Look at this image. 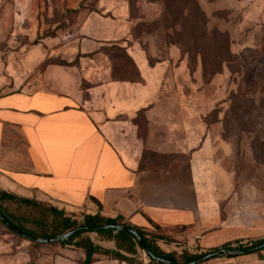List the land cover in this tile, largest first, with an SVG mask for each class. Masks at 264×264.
I'll use <instances>...</instances> for the list:
<instances>
[{
  "label": "crops",
  "instance_id": "obj_1",
  "mask_svg": "<svg viewBox=\"0 0 264 264\" xmlns=\"http://www.w3.org/2000/svg\"><path fill=\"white\" fill-rule=\"evenodd\" d=\"M56 2L76 8L81 0ZM39 3L0 0V190L79 223L85 214L120 216L135 230L165 236L158 241L165 251L263 238L260 205L246 202L255 193L238 190L215 155L220 127L206 121L207 112L183 106L180 48H154L153 33L134 29L158 18L160 4L137 0L135 14L129 0H98L81 15L80 37L24 42L23 12L29 9L32 25ZM5 236L0 264L86 259L81 248L54 250L50 242L23 255ZM88 237L116 250L113 239ZM90 264L132 263L95 253ZM197 264H264V252Z\"/></svg>",
  "mask_w": 264,
  "mask_h": 264
},
{
  "label": "rangeland",
  "instance_id": "obj_2",
  "mask_svg": "<svg viewBox=\"0 0 264 264\" xmlns=\"http://www.w3.org/2000/svg\"><path fill=\"white\" fill-rule=\"evenodd\" d=\"M97 1L81 0L78 7L66 8L56 0H39V7L32 9L36 16L32 25L29 9L23 12L26 15L21 25L23 41L32 43L48 37L66 41L80 37L81 15L93 9ZM129 1L132 12L137 14V0ZM148 1L160 4V16L140 22L134 29L153 33L150 42L154 48L170 45L180 48L186 73L181 87L183 106L207 112L206 121L220 127L223 142L215 152L218 161L235 176L238 190L255 193L246 202L259 204L261 211L256 213L264 214V0H198L208 19L207 37L198 39L206 54L204 58L192 43L187 45V33L183 34L182 27L172 29L157 23L165 12L163 0ZM213 30L217 34L211 39ZM225 35L227 41L223 39ZM216 40L226 43L230 52L225 57L221 49L224 60L220 63L212 56ZM192 96L193 104L189 105ZM3 231L7 233L6 239L22 245L23 255L34 254L35 248L41 253L46 246L44 242L14 234L0 224V234ZM89 233L92 232L84 235L88 237ZM49 244L54 250L59 246L55 241ZM196 246L193 243V250ZM138 251L136 257L140 254L149 261L146 251Z\"/></svg>",
  "mask_w": 264,
  "mask_h": 264
},
{
  "label": "trees",
  "instance_id": "obj_3",
  "mask_svg": "<svg viewBox=\"0 0 264 264\" xmlns=\"http://www.w3.org/2000/svg\"><path fill=\"white\" fill-rule=\"evenodd\" d=\"M163 2L165 4V12L163 17L158 20L157 23L163 24L164 27L172 29H175L176 26L182 27L183 34L187 33V45L192 43L193 47L196 49V52L201 54L202 58L206 57L202 47L198 45V39L199 37H207L206 25L208 19L203 12L198 0H163ZM215 34H217L216 30H213L210 33L211 39L214 38ZM223 39L227 41L228 37H223ZM174 43L177 44V42ZM221 49H224L225 52L223 53V56H229L230 52L227 44L222 40L219 42L216 40V47L214 53H212V56L214 59L219 61V63L220 61L224 60L222 53H220ZM203 63L205 66L204 60ZM0 213L7 219L8 223L18 230L39 238L53 239L82 225L95 227L94 229L90 230H78L70 237V239L56 242L60 245L72 244L75 247L81 248L86 253L84 264H90L92 261V256L95 253H102L117 257L129 263L135 264L137 261L132 257H129V255H135L138 249L145 252L142 245L130 231L100 229V227L109 224L129 226L120 216L111 218L104 217L99 213L85 214L83 223H79L76 218L65 215L64 211L62 210L38 203L31 199L17 197L14 194L4 190H0ZM0 224L9 229L4 223L1 222V220ZM10 231L14 233L12 230ZM136 231L142 237L147 249L151 250L157 257L170 260L175 264H189L203 259L204 257H206L205 260L215 257H232L230 255H226L223 253V251L238 249L245 250L264 243V237L248 240L237 239L226 242L217 247L201 248L198 245L194 250L193 247H187L181 252L165 251L158 245V241L160 239H167L165 236L148 234L137 229ZM88 232H96L99 235L113 239L115 241L116 250H108L94 245L91 239L84 235ZM263 252L264 249L251 253L261 254ZM148 259L152 264H163L158 260L151 258L150 256H148Z\"/></svg>",
  "mask_w": 264,
  "mask_h": 264
},
{
  "label": "water",
  "instance_id": "obj_4",
  "mask_svg": "<svg viewBox=\"0 0 264 264\" xmlns=\"http://www.w3.org/2000/svg\"><path fill=\"white\" fill-rule=\"evenodd\" d=\"M0 220L10 230H12L13 232H15L16 234L21 235L23 237H26V238H28L30 240H33V241L44 242V243L54 242V241L55 242H58V241H62V240H68L78 230H90V229H94L95 228V227H91V226H88V225H82L80 227H77L75 229H72L70 231H67L64 234H61V235L57 236L56 238L50 239V238H39V237L34 236V235H28L26 233H23L22 231L18 230L17 228H15L14 226H12L10 223H8L7 222V219L1 213H0ZM100 229H103V230L115 229V230H126V231H130L136 237V239L142 245L143 249L147 252V254L151 258L156 259V260H158L159 262H161L163 264H175V263L171 262L170 260H166V259L157 257L151 250L147 249V247L145 246V244H144V242H143L142 237L140 236V234L135 229L131 228L130 226L109 224V225H105L103 227H100ZM262 249H264V243L263 244H260V245H258L256 247H252V248L245 249V250H241V249H238V250H229V251H223V253H225L226 255H230V256L235 257V256H239V255L251 253V252H254V251H259V250H262ZM205 259H206V257H204L203 259H200L198 261L189 263V264H197V263H199V262H201V261H203Z\"/></svg>",
  "mask_w": 264,
  "mask_h": 264
}]
</instances>
